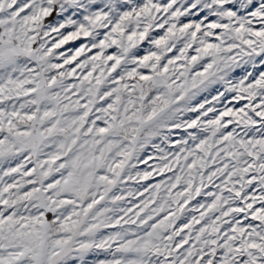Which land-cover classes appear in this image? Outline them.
Here are the masks:
<instances>
[{
    "label": "snow or ice",
    "instance_id": "snow-or-ice-1",
    "mask_svg": "<svg viewBox=\"0 0 264 264\" xmlns=\"http://www.w3.org/2000/svg\"><path fill=\"white\" fill-rule=\"evenodd\" d=\"M0 264H264V0H0Z\"/></svg>",
    "mask_w": 264,
    "mask_h": 264
},
{
    "label": "rangeland",
    "instance_id": "rangeland-1",
    "mask_svg": "<svg viewBox=\"0 0 264 264\" xmlns=\"http://www.w3.org/2000/svg\"><path fill=\"white\" fill-rule=\"evenodd\" d=\"M71 43V42H70ZM150 163H151V161H150Z\"/></svg>",
    "mask_w": 264,
    "mask_h": 264
}]
</instances>
